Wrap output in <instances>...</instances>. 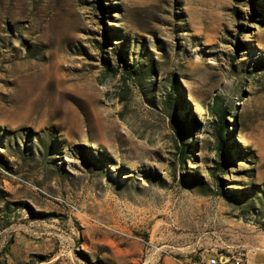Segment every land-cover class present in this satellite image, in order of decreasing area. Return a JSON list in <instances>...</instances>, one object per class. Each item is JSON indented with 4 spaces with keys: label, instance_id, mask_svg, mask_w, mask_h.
<instances>
[{
    "label": "rangeland",
    "instance_id": "1",
    "mask_svg": "<svg viewBox=\"0 0 264 264\" xmlns=\"http://www.w3.org/2000/svg\"><path fill=\"white\" fill-rule=\"evenodd\" d=\"M246 251L264 253V0H0V264Z\"/></svg>",
    "mask_w": 264,
    "mask_h": 264
},
{
    "label": "built area",
    "instance_id": "2",
    "mask_svg": "<svg viewBox=\"0 0 264 264\" xmlns=\"http://www.w3.org/2000/svg\"><path fill=\"white\" fill-rule=\"evenodd\" d=\"M206 264H243L242 257L231 254H213L207 259Z\"/></svg>",
    "mask_w": 264,
    "mask_h": 264
},
{
    "label": "trees",
    "instance_id": "3",
    "mask_svg": "<svg viewBox=\"0 0 264 264\" xmlns=\"http://www.w3.org/2000/svg\"><path fill=\"white\" fill-rule=\"evenodd\" d=\"M221 119L222 121H224V114L221 115ZM224 127H225V124H221L220 127H217V132H218V138H219V156L222 158V162L224 164H227L226 161H228V156H227V153H226V150L224 148V144H225V132H224Z\"/></svg>",
    "mask_w": 264,
    "mask_h": 264
},
{
    "label": "crops",
    "instance_id": "4",
    "mask_svg": "<svg viewBox=\"0 0 264 264\" xmlns=\"http://www.w3.org/2000/svg\"><path fill=\"white\" fill-rule=\"evenodd\" d=\"M241 254L243 264H264V253L246 251Z\"/></svg>",
    "mask_w": 264,
    "mask_h": 264
}]
</instances>
